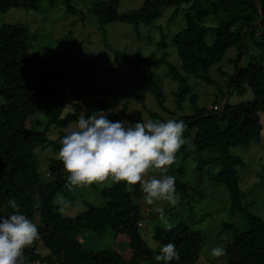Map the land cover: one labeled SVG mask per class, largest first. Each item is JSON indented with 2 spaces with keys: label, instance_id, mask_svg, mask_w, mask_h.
<instances>
[{
  "label": "trees",
  "instance_id": "obj_1",
  "mask_svg": "<svg viewBox=\"0 0 264 264\" xmlns=\"http://www.w3.org/2000/svg\"><path fill=\"white\" fill-rule=\"evenodd\" d=\"M43 1L0 0V13L10 9L35 11ZM45 3L52 7V1L45 0ZM118 4L119 0L93 1L89 13L95 17L100 31L113 22L126 23L133 27L138 39L140 25L153 26L163 7L187 6L184 28L171 38L181 71L167 61L169 44L164 35L156 43V51H161L159 55L156 52L149 56L138 53L129 58L110 48L115 56L130 65L139 80L146 83L149 94L162 109L165 96L153 69L165 66L170 77L178 82L174 99L179 110L189 93L187 76L211 83L209 68L222 59L226 50L236 48V57L230 60L234 72L229 86L239 93L246 86L252 93V100L235 104L225 102L221 108L213 104L218 107L213 111L198 108L190 95L193 114L178 120L184 121L183 136L185 140L191 139L196 152L205 149L219 152L212 161H218L221 168L210 176V180L225 188L229 214L239 215L246 224L240 232H235L232 225L221 224L215 240L226 246V255L218 258V263L264 264V219L252 214L244 204L236 171L240 160L227 154L229 147L258 138L262 129L259 114L264 110V66L261 59L254 61L251 58L246 65L241 61L246 55V36L252 38L255 47L264 53V0H145L138 10L123 14H118ZM66 11L82 16L83 20L82 13L69 3ZM220 13L225 18L218 25L205 26L208 17ZM208 31L213 34L209 45L205 41ZM33 35L21 24L0 26V215L10 214L12 209L8 202L14 198L39 232L33 243L24 249L21 264H163L154 260L152 249L140 236L139 224L143 216L139 206L130 199L124 182H115L108 177L110 185L99 190L105 200L101 207L86 204V211L74 218L62 217L57 212L58 207L53 202L55 195L71 192L72 186L67 182V173L59 159L48 161V178L44 181L38 172L34 151L46 146L59 150L60 145L47 139L50 126L65 128L76 122L81 113L91 115L93 102L84 106L83 101L85 93L92 88L93 78L81 81L75 63L66 67L54 64L47 48L39 55ZM97 90L107 95L120 94L117 90L101 87ZM68 91L73 96L72 111L62 116ZM100 103L108 119L119 121L115 113L107 111ZM36 114L43 115L46 120L43 131L32 130L26 125L27 119ZM179 150H183V145ZM175 187L176 192H181L179 180ZM225 232V238H219ZM105 235L112 238L114 245L100 249L98 241ZM153 239L159 245L169 242L176 245L180 259L171 264H197L201 251L208 245L202 232L193 231L184 222L167 231L154 228ZM39 243L48 251L47 255L37 253ZM156 251L159 252V247Z\"/></svg>",
  "mask_w": 264,
  "mask_h": 264
},
{
  "label": "rangeland",
  "instance_id": "obj_2",
  "mask_svg": "<svg viewBox=\"0 0 264 264\" xmlns=\"http://www.w3.org/2000/svg\"><path fill=\"white\" fill-rule=\"evenodd\" d=\"M52 7H47L45 0L35 11L21 9H10L0 13V26L21 24L28 28L29 32L36 37V47L39 55L43 49H49V56L53 63L60 67L70 66L75 63L80 70V80L85 81L93 78L91 89L84 95V106L93 102L90 111H101L102 102L107 111L115 113L119 120L135 123L139 120L146 121L178 119L193 114L190 95L198 108L211 109L213 104L222 107L225 102L235 104L240 101H251L252 93L244 86L242 92L230 88V77L232 76L233 64L231 59L236 57V48L226 50L222 59L212 65L208 70L211 83H206L193 76H187L189 93L186 95L181 108H176L174 93L178 88V82L174 81L165 66L153 69L156 81L164 94V109L160 108L155 98L149 94L147 85L139 80L129 64L121 57L115 56L111 49L123 53L129 58L136 54L149 56L151 53L159 55L156 51V43L164 35L165 42L169 44L166 52L167 61L178 71L180 61L175 48L171 45L172 36L184 28V12L186 5L178 8L163 7L161 15L156 19L153 26L140 25V39L135 35L132 26L126 23L113 22L100 31L97 27L95 17L89 13L90 3L93 1L107 0H50ZM145 0H119L118 14L138 10ZM69 3L82 16H74L66 11ZM50 7V8H49ZM176 11L174 16L172 14ZM225 18L223 13L208 17L204 24L208 28L215 27ZM205 41L209 45L213 41V34L208 31ZM246 55L241 63L246 65L251 58L254 61L261 59L264 66V53L253 44L252 38L246 36ZM52 55V57H51ZM97 87L112 89L120 92L119 95H107L97 90ZM73 96L67 92V102L62 116L72 111L70 104ZM125 108V110H124ZM261 131L256 139L229 147L227 154L236 157L240 163L236 166L239 177V188L243 195V202L250 212L264 219V110L259 114ZM28 128L43 131L46 120L41 114L33 115L26 121ZM223 126V124H221ZM75 122L68 124L65 128L50 126L46 136L49 141L60 145V135L66 134L73 129ZM52 146L36 148L34 153L38 163V172L46 181V166L49 160L58 159L57 153ZM219 152L215 149H205L196 152L191 139H186L183 150L176 153L175 163L169 166L166 174L174 175L180 181L181 192H177L179 202L177 206L160 203L168 221L173 225L184 222L193 231H200L206 236L208 245L204 247L199 256L197 264H219V259L209 255V250L217 245L215 238L222 223L232 225L235 232L246 228V224L239 215L231 216L228 211L229 200L225 188L210 180V176L216 174L221 165L218 161H212L218 157ZM160 171L150 169L146 176L159 178ZM110 179L104 181H93L90 184L72 186L71 192L58 193L53 202L58 207L57 212L65 218H74L86 211V204L101 207L105 200L99 195V190L110 185ZM127 192L132 202L139 206L143 219L139 224V232L146 245L157 244L153 239L154 228H164L159 214L155 211V205L148 206L143 202V195L138 188ZM232 230V229H231ZM217 235V236H216ZM222 234L219 238L224 239ZM98 241V248L106 249L112 247L113 240L109 235ZM93 250V240H90ZM37 253L45 256L48 251L41 243L37 246ZM37 264V263H26Z\"/></svg>",
  "mask_w": 264,
  "mask_h": 264
},
{
  "label": "clouds",
  "instance_id": "obj_3",
  "mask_svg": "<svg viewBox=\"0 0 264 264\" xmlns=\"http://www.w3.org/2000/svg\"><path fill=\"white\" fill-rule=\"evenodd\" d=\"M183 120L166 121L125 120L112 121L101 110L85 116L81 113L73 129L60 138L58 159L67 173L70 186H81L111 177L124 182L129 192L138 188L145 205H155L164 229L174 225L168 221L160 203L177 206L176 177L166 174L176 160V153L185 144ZM150 169L160 171V176H146ZM12 209L0 215V264H21L24 249L38 237L37 225L20 210L16 200L10 199ZM153 258L163 264L180 259L174 243L163 245L149 243ZM159 247V252L156 251ZM209 255L218 259L226 255V246L217 245Z\"/></svg>",
  "mask_w": 264,
  "mask_h": 264
},
{
  "label": "built area",
  "instance_id": "obj_4",
  "mask_svg": "<svg viewBox=\"0 0 264 264\" xmlns=\"http://www.w3.org/2000/svg\"><path fill=\"white\" fill-rule=\"evenodd\" d=\"M217 108H218L217 106H212V107H211V110L215 111V110H217ZM46 177H48L47 174H46Z\"/></svg>",
  "mask_w": 264,
  "mask_h": 264
}]
</instances>
